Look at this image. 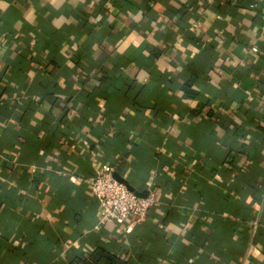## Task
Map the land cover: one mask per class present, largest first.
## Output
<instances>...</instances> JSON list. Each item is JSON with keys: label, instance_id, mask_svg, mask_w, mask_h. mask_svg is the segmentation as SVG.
Here are the masks:
<instances>
[{"label": "crops", "instance_id": "1", "mask_svg": "<svg viewBox=\"0 0 264 264\" xmlns=\"http://www.w3.org/2000/svg\"><path fill=\"white\" fill-rule=\"evenodd\" d=\"M254 2L0 0V264L98 245L131 264H264ZM104 163L157 194L142 221L101 222Z\"/></svg>", "mask_w": 264, "mask_h": 264}, {"label": "built area", "instance_id": "2", "mask_svg": "<svg viewBox=\"0 0 264 264\" xmlns=\"http://www.w3.org/2000/svg\"><path fill=\"white\" fill-rule=\"evenodd\" d=\"M253 5L264 0H256ZM256 51L257 47H253ZM113 164L104 163L90 181L91 193L100 202L101 222H130L142 221L149 209L156 203L157 194L150 191L146 196H139L115 176ZM66 243L65 246H70Z\"/></svg>", "mask_w": 264, "mask_h": 264}, {"label": "trees", "instance_id": "3", "mask_svg": "<svg viewBox=\"0 0 264 264\" xmlns=\"http://www.w3.org/2000/svg\"><path fill=\"white\" fill-rule=\"evenodd\" d=\"M193 80H189L186 84L188 88ZM70 264H131V258L121 254L116 249L98 245L89 250L85 254L74 253L71 257Z\"/></svg>", "mask_w": 264, "mask_h": 264}, {"label": "water", "instance_id": "4", "mask_svg": "<svg viewBox=\"0 0 264 264\" xmlns=\"http://www.w3.org/2000/svg\"><path fill=\"white\" fill-rule=\"evenodd\" d=\"M115 176H116L120 181H122L123 183H125V184L129 187V189H131L132 191H134L137 195H139V196H146V195L148 194L147 191H139V190H137L133 185L130 184V182H129L128 179L122 177L121 175H119V173L116 172V173H115Z\"/></svg>", "mask_w": 264, "mask_h": 264}]
</instances>
